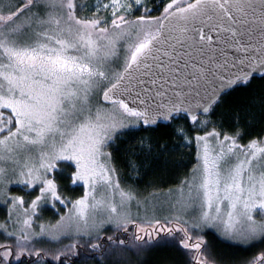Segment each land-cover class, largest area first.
I'll list each match as a JSON object with an SVG mask.
<instances>
[{
  "label": "snow or ice",
  "instance_id": "1",
  "mask_svg": "<svg viewBox=\"0 0 264 264\" xmlns=\"http://www.w3.org/2000/svg\"><path fill=\"white\" fill-rule=\"evenodd\" d=\"M257 77L264 0H0V231L12 241L0 243V264H69L62 257L77 255L79 238H99L105 225L128 234L108 236L115 247L105 256L168 246L163 234L189 264H218L204 229L232 243L264 241V135L242 143L239 130L212 120ZM164 128L195 145L196 163L158 206L122 186L113 153L128 138L132 172L158 168L174 149L144 134ZM65 179L83 195L63 196ZM47 205L58 219L38 222ZM41 238L72 242L37 248ZM250 264H264V252Z\"/></svg>",
  "mask_w": 264,
  "mask_h": 264
},
{
  "label": "trees",
  "instance_id": "2",
  "mask_svg": "<svg viewBox=\"0 0 264 264\" xmlns=\"http://www.w3.org/2000/svg\"><path fill=\"white\" fill-rule=\"evenodd\" d=\"M159 2L160 0H155L157 5ZM150 6L153 5L150 4ZM154 14L159 15L160 12L154 8ZM262 100H264V79L257 77L250 88L234 91L217 110L216 114L212 116V120L229 133L239 130L242 135L241 142L246 143L252 138L264 135V103ZM179 124L189 130L190 136L197 134L189 121L182 120L179 121ZM199 134H203V132L201 131ZM144 135H152L153 139L161 140L174 150L167 156L166 164H162L158 168L151 164L147 168L141 167L139 175H135L130 167V161L134 157L131 155V150L124 147L128 138L118 140L117 144L122 146L123 150L114 151L113 162L122 186L131 187L136 193H141L144 196L151 192H163L178 187L182 180L190 177L192 168L196 163L194 145L183 146L184 142L179 137L174 136L171 129L167 128L154 134L145 133ZM60 187L62 195L70 199H76L83 195V187L80 185L73 186L67 179L60 181ZM23 196L27 195L23 193ZM29 199L25 198L26 201ZM57 207L60 208L61 213L64 212L63 206L57 204ZM45 211L51 214L48 218H51L52 222L58 219V214L50 205H47ZM6 219L7 206L0 203V222H5ZM103 234L102 237L93 240L83 238L85 241L78 245L77 255L68 258L62 257V259L69 260V264H119L115 262V256L104 255L107 249L115 247L107 237L112 236L113 240L124 239L128 234L120 230L112 231L111 228L105 230ZM200 234L206 240L209 254L217 260L218 264H250L254 257L264 252V241L262 240L245 246L229 242L212 230H205ZM179 235L181 234L177 233V236ZM161 237L172 243L168 246H159L156 242L148 244L142 252L146 253L143 259L141 255L132 254L135 252L134 249H129V254L126 256L129 258L127 264H189L190 258L186 250L180 248L174 238L163 237V234ZM8 242L12 241L6 237L0 239V243ZM33 243L37 248H56L50 245H40L35 241ZM91 243H99L101 248L92 250ZM65 244L64 242L58 247L63 248ZM23 259L28 258L24 257ZM31 259L36 260V257ZM44 264H54V262L50 257H46Z\"/></svg>",
  "mask_w": 264,
  "mask_h": 264
},
{
  "label": "rangeland",
  "instance_id": "3",
  "mask_svg": "<svg viewBox=\"0 0 264 264\" xmlns=\"http://www.w3.org/2000/svg\"><path fill=\"white\" fill-rule=\"evenodd\" d=\"M194 145V144H193ZM195 146V145H194ZM192 174V173H191ZM191 176V175H190ZM80 186H82V185H80ZM83 187V186H82ZM178 187H174V188H172L171 190L173 191V192H175L176 191V189H177ZM170 190V189H169ZM169 190H165V191H163V192H160V191H158V192H151V193H149V194H147V195H142L141 193H137L138 194V196L141 198V199H144V198H148L149 200H151V201H154L155 203H157V205L159 206V205H162L163 204V201H165L167 198H168V194H169ZM10 192H11V194H13V195H22L23 196V193H25V191L22 189V186H18V185H12V187H11V189H10ZM154 194V195H153ZM25 198H31V197H29L28 195L27 196H24ZM2 205H4L3 203H1ZM5 206H7V205H5ZM47 206H45V208H46ZM45 208H44V210L41 212V218H40V220L38 221V222H43V223H48V222H52V219L51 218H48L51 214L49 213V212H47V211H45ZM52 208V207H51ZM134 211H135V209H134ZM157 211H158V213H162V211H163V209L161 208V207H158V209H157ZM57 213V212H56ZM0 223H4V222H0ZM112 229V231H117L118 229H116L113 225H105L104 226V228L101 230V232H100V235H99V238L100 237H102L104 234H103V232L105 231V230H109V229ZM205 230H212V231H214V232H216L218 235H220L219 233H218V231L217 230H215V229H212V228H206V229H204L203 231H205ZM197 231H199V230H197ZM220 237H222L221 235H220ZM3 238H5V236H4V234L2 233V231H0V239H3ZM83 238H88V239H91V240H93V239H97V237L95 236V235H93L92 237H81V238H79L80 239V243L81 242H84L85 240L83 239ZM68 241H70V242H68ZM258 241H260V240H256V241H254L253 243H255V242H258ZM35 242H37L38 244H40V245H50V246H53V247H58L59 245H61L62 243H66L65 245H67V244H69V243H71V240L70 239H68V238H62V243L61 242H56V241H48V240H46V238H41V241H35ZM235 244H238V243H235ZM64 245V246H65ZM239 245H245V244H239ZM248 245H250V244H246L245 246H248ZM145 254L146 253H141V254H138V255H141V257H142V259L145 257ZM115 259V262H120L121 260H126L127 262H128V259L129 258H127V257H120V256H115L114 257ZM123 258V259H122ZM130 262V261H129Z\"/></svg>",
  "mask_w": 264,
  "mask_h": 264
}]
</instances>
